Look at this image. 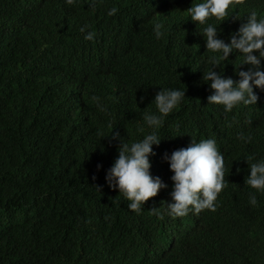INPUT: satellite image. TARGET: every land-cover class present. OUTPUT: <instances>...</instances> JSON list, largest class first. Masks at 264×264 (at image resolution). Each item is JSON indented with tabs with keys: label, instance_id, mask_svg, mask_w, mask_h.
Returning a JSON list of instances; mask_svg holds the SVG:
<instances>
[{
	"label": "trees",
	"instance_id": "obj_1",
	"mask_svg": "<svg viewBox=\"0 0 264 264\" xmlns=\"http://www.w3.org/2000/svg\"><path fill=\"white\" fill-rule=\"evenodd\" d=\"M200 2L0 0V264H264V193L245 184L246 159H264V91L228 113L208 104L212 53L186 12ZM252 11L264 18V0H238L228 19L209 23L228 43ZM85 24L93 41L79 32ZM240 55L214 70L237 81L251 67ZM160 88L185 91L149 158L167 187L134 212L105 179L120 147L110 133L141 139ZM209 138L228 185L216 211L174 218L164 156Z\"/></svg>",
	"mask_w": 264,
	"mask_h": 264
},
{
	"label": "clouds",
	"instance_id": "obj_2",
	"mask_svg": "<svg viewBox=\"0 0 264 264\" xmlns=\"http://www.w3.org/2000/svg\"><path fill=\"white\" fill-rule=\"evenodd\" d=\"M68 4L78 3V0H66ZM238 0H202L193 4L186 12L191 21L197 26H203V37L206 40L207 52L212 53L209 59L211 67L203 72V80L209 84L212 94L207 97L210 105L223 106L228 113L239 106L256 105L259 96L254 89L264 91V18L258 17L256 11L248 14L247 21L231 34L230 42L218 38V27L209 21L215 18L219 25L230 17L229 13L236 6ZM96 0H92L94 7ZM118 9L112 7L107 15L114 16ZM88 25L79 28L86 41H93L96 33L87 31ZM154 35L157 40L164 33L162 25H154ZM240 53V64L250 65L247 71H238L239 79L224 77L214 69L220 67V62L228 61L230 53ZM100 111H106L100 104L99 97H93ZM185 100V91L180 89L160 88L153 103L156 112H145L142 119L147 126V133L130 145L119 137V133L112 134V140H119L118 157L106 173V182L110 188H116L127 200L128 208L139 212L146 201L158 195L159 191L167 187L159 177L150 174V156H154L153 146H159L162 137L159 130L163 127L165 118ZM113 130V128H112ZM143 131V129H142ZM109 136V135H108ZM238 139L244 143H251L252 136L241 133ZM164 160L173 173L171 180L172 203L168 204V214L174 218L185 217L189 213L199 214L202 211H216L219 194L227 187L225 179V157L219 150L215 139L191 140L187 148L165 154ZM250 175L245 184L256 193H264V159H246ZM101 166L98 165V169ZM239 171V170H237ZM249 203H257L256 196L249 194ZM156 212V210H152Z\"/></svg>",
	"mask_w": 264,
	"mask_h": 264
}]
</instances>
